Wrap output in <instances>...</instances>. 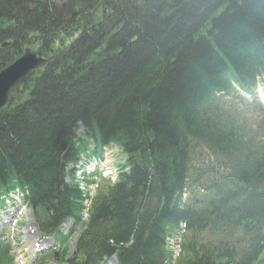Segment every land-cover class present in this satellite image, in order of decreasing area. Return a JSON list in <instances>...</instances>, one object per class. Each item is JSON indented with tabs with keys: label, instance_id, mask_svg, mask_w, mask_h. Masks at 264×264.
Listing matches in <instances>:
<instances>
[{
	"label": "trees",
	"instance_id": "trees-1",
	"mask_svg": "<svg viewBox=\"0 0 264 264\" xmlns=\"http://www.w3.org/2000/svg\"><path fill=\"white\" fill-rule=\"evenodd\" d=\"M6 40L0 70L28 46L62 50L0 109V190L26 188L43 233L67 217L81 223L66 166L90 138L126 156L68 259L57 232L61 262L115 254L118 264H264V109L252 130L219 106L233 83L252 91L264 72V0H0V46ZM205 157L198 177L211 194L183 203L192 161ZM180 223L173 259L166 237ZM12 263L0 242V264Z\"/></svg>",
	"mask_w": 264,
	"mask_h": 264
},
{
	"label": "rangeland",
	"instance_id": "rangeland-1",
	"mask_svg": "<svg viewBox=\"0 0 264 264\" xmlns=\"http://www.w3.org/2000/svg\"><path fill=\"white\" fill-rule=\"evenodd\" d=\"M256 92L259 98L264 99V89L261 85L257 88ZM234 95L236 94L227 97H222V104L226 108H228L229 110L228 109L227 110L230 111L232 114H234L237 118L246 120L247 126L251 127V129L254 130L253 128H255L254 126L255 122L259 120V118H261V113L252 109L253 104L249 105L250 107L248 106L247 100H251V96L240 95L241 98L245 99L244 101L235 98ZM76 131L79 134L81 132V129L76 128ZM249 133H251V131H249ZM257 134H261V130H258ZM113 152L118 153V155H120V152L118 151L117 148H114ZM109 159L110 158H108V160ZM205 160H207L206 157ZM205 163L209 165L208 162ZM5 214L8 215L9 217L10 215L15 213L10 211V207L8 206L7 212ZM10 219L11 221L9 222V224L0 223V241L3 240L8 241L11 244V247L13 249V255L15 256L14 264H56L51 261H46V262L40 261L41 256L49 251L50 247L53 244V240L50 237L48 238L43 237L39 233V231L35 228L31 211L28 208L25 207L23 216L18 215L17 219L19 220L17 224H15L16 219H14L13 217H10ZM70 226H71V221H67L64 226V229L69 228ZM29 230L34 231V234L31 233L30 235L33 237V239L31 240H28L29 236L26 235V233H30ZM76 231H78V229H76ZM70 240L72 241L74 239H70ZM37 241L38 242L47 241V245H49L48 249H45L44 251L41 252H36L33 246ZM175 245L176 244H173V246ZM72 248H73V241L70 242L69 244V249L71 250ZM111 262L109 263L112 264Z\"/></svg>",
	"mask_w": 264,
	"mask_h": 264
},
{
	"label": "water",
	"instance_id": "water-1",
	"mask_svg": "<svg viewBox=\"0 0 264 264\" xmlns=\"http://www.w3.org/2000/svg\"><path fill=\"white\" fill-rule=\"evenodd\" d=\"M9 44L10 42H3L2 47ZM54 57H43L37 55L30 48H25L18 58L0 70V108L8 102V96L13 86L21 82L27 74L48 64Z\"/></svg>",
	"mask_w": 264,
	"mask_h": 264
},
{
	"label": "bare ground",
	"instance_id": "bare-ground-1",
	"mask_svg": "<svg viewBox=\"0 0 264 264\" xmlns=\"http://www.w3.org/2000/svg\"><path fill=\"white\" fill-rule=\"evenodd\" d=\"M96 18L93 16V13H90L89 15H88V21H87V23L88 24H90V25H93L95 22H96ZM9 45H11V41H10V44ZM29 74H27L26 76H25V78L28 76ZM24 78V79H25ZM14 87H16V85L15 86H13L12 87V89L14 88ZM11 89V90H12ZM29 238H32V236H29Z\"/></svg>",
	"mask_w": 264,
	"mask_h": 264
}]
</instances>
